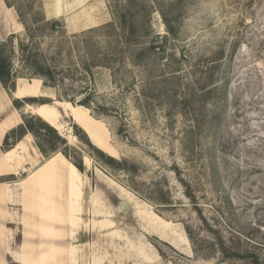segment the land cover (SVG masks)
<instances>
[{"label":"rangeland","instance_id":"obj_1","mask_svg":"<svg viewBox=\"0 0 264 264\" xmlns=\"http://www.w3.org/2000/svg\"><path fill=\"white\" fill-rule=\"evenodd\" d=\"M2 1L0 52L10 61L15 54L9 90L0 84V121H15L5 129L40 120L24 111L23 100L17 109L12 104L17 86L37 79L29 64L36 61L58 85L77 92L39 79L44 97L35 100L73 103L86 93L75 105L102 122L112 156L135 167L127 172L101 163L56 108L61 130L55 132L67 155L85 166L70 216L65 213L57 225L75 221L81 200L83 220L104 230L83 224L74 232L68 243H84L81 264H254V255L264 264V0ZM150 46L159 51L138 65L137 53ZM219 53L214 86L220 100L191 102L184 114L178 103L192 96ZM169 71H177L178 79L160 96L159 76ZM68 135L74 139L68 142ZM24 142L34 151L21 161V169L31 165L16 182L54 154L41 132ZM175 168L195 203L184 196ZM121 202L128 206L125 214L117 210ZM106 220L112 224L101 226Z\"/></svg>","mask_w":264,"mask_h":264},{"label":"crops","instance_id":"obj_2","mask_svg":"<svg viewBox=\"0 0 264 264\" xmlns=\"http://www.w3.org/2000/svg\"><path fill=\"white\" fill-rule=\"evenodd\" d=\"M2 6L3 1L2 3L0 2L1 14L4 13V6ZM5 10L9 11L8 8H5ZM20 80L22 81V79ZM33 81L37 84L38 91L36 94L25 92L22 95H19L18 98H15V95H17L19 91V86H17V88L12 93V97L17 101L26 98L42 97H39V95L42 93L41 81L39 79H31L26 84L32 85ZM22 83L25 82L22 81ZM7 104L8 103H6V105ZM2 111H4L3 106L0 107V112ZM8 117L9 116H6L0 121V162L3 159V156L8 152L2 151L4 139L15 129H5L6 127H9ZM27 136L28 134L25 135L21 141L16 142L12 148L19 143H22L24 139L26 140ZM10 142L12 141L10 140ZM28 143L24 142L26 154H22L23 157L21 155L20 159L18 160L19 162H15L12 164V166H10V164L0 168V264H81L79 247H85L84 243L75 246L68 243V241L72 239L73 235L74 238H76L75 236H77V232L75 234L74 232L77 231V229L80 230L83 224L87 225V228L89 226V229L92 231L93 229H100V231H104L101 227L93 228L92 223L89 222L88 224V221H84L80 216L81 200L76 207L78 215L73 216L75 221L71 222L69 220L64 225L58 226L50 218H48V215L53 214L56 211L55 207L60 203V201L57 199H55V201L51 204L48 203V199L53 200L51 191L48 192V198H46L47 194L45 191L42 190L39 193L40 196L47 199V204L46 206H43V204L42 206L39 205L37 212L34 214L24 209L23 196L20 191L16 192L9 190L7 193L3 187V184H9V188H11L14 184L16 185L14 177L19 175V173L25 174V165H31L30 162H26L24 163V169L19 168L20 165H22L21 161L25 159V156L28 157L30 152L32 153L34 151L33 148L29 147ZM42 166L43 165L41 164L39 168H42ZM28 175H26V177L23 179H26ZM17 183H19V181H17ZM31 213L34 215V217L30 216ZM65 213L66 215L70 216V212ZM74 224L76 227L73 226Z\"/></svg>","mask_w":264,"mask_h":264},{"label":"bare ground","instance_id":"obj_3","mask_svg":"<svg viewBox=\"0 0 264 264\" xmlns=\"http://www.w3.org/2000/svg\"><path fill=\"white\" fill-rule=\"evenodd\" d=\"M37 91V84L34 83V81L32 85L21 83L15 98H18L19 95H22L25 92L36 94ZM40 96L44 97L42 93L39 95V97ZM56 108H61L66 113L71 121L87 135L93 146L108 156L113 157L109 152V149L103 143V140H108V137L102 122L93 118L86 108L73 105L68 101H55L53 105L26 104L24 106V111L39 117L48 126L52 127L56 131H59L61 130V127L58 123L59 112ZM12 117L14 118V116L8 117L9 127L13 126V123L15 122ZM64 138L69 142L74 139V136L68 135ZM22 154H26L24 141L14 146L3 156V159L0 162V168L10 164V166H12V164L15 162H19L18 160ZM42 165V168H36V170L31 172L26 179L19 181V183L16 182V185H14L17 186L19 191L22 193L24 209L34 214L37 212L39 205L42 206L43 204V206H46V198H48V192L51 191L53 200L48 199V203H53L55 199L59 200L60 203L55 207L56 211L53 214L48 215V218H50L55 224L60 225L62 224L61 220H63L65 217V212L72 209L74 198H76V196L79 194L78 188L80 185V174L74 165L58 152L54 153L50 158L45 160ZM3 187L8 193L10 190L9 184H3ZM42 190L46 192V198L40 196L39 193ZM93 205L96 206L95 201L93 202ZM98 216H101V214ZM111 224L112 223L109 220H106L100 225L106 227L110 226ZM166 224H168V222H166ZM96 226H98V224Z\"/></svg>","mask_w":264,"mask_h":264},{"label":"trees","instance_id":"obj_4","mask_svg":"<svg viewBox=\"0 0 264 264\" xmlns=\"http://www.w3.org/2000/svg\"><path fill=\"white\" fill-rule=\"evenodd\" d=\"M161 15H162L164 26L167 29L168 33L174 36L176 33L175 28L171 26L170 22L167 20L164 14H161ZM128 23L129 22H126L124 19V22H123L124 28H127ZM127 31H128L127 34L129 33L131 34L130 30H127ZM124 39L127 44L131 43L132 41L129 35L126 36ZM156 49L157 48H153L151 46L150 48L141 49L140 52H138L136 55V58H135L136 63L141 66L146 65L147 63L146 61L152 55V53L159 51ZM222 56H223L222 53H219L216 58L217 60L213 61L210 64V66L205 68L204 70L205 73L199 78V80L195 84V87L192 92V96L191 95L184 96L178 103L179 106H181V108L185 111L184 114H187V107L188 105L191 104V102L201 103V105L204 106L209 100H212V99L213 100L216 99V101L220 100L218 99L220 95L217 94V91L219 90V88L217 86H214L215 85L214 73L219 68L218 63L220 62L219 60H221ZM29 64L34 68V76H36L37 79L44 80V82L50 85V87H57V88L65 89L64 86H62V84L60 85L57 84L52 72L49 69L40 66L36 61H32L31 63L29 62ZM11 67H12V64L9 60V57L0 52V84L3 86V88L7 90H9L8 84L11 83ZM176 73L177 71H169L168 73L166 74L163 73L161 74V76H159L158 94L160 96L167 95L166 88L168 86V83L172 80L178 79L176 77L177 76ZM224 85H225L224 88H226L227 85L226 84ZM70 89H74V88L71 87ZM194 96H196L199 99H195ZM23 102L27 104H42V105L48 104L47 102H44V101L37 102L35 98H26V99H23ZM12 104L14 108L17 109L20 102L15 100L13 101ZM86 110L88 109L86 108ZM23 122H24L23 125L18 126L16 130H13L12 132H10L8 136H6V138L4 139L2 151L4 152L9 151L16 142L21 141L23 137L27 134H31L32 136L37 137L38 133L41 132L43 136L48 139V145L50 147L48 150L50 151V153L60 152L66 159H68L74 165V167L76 168L79 174L85 173V166H84L82 158L72 159L69 155H67L66 153L67 145L64 142V140L56 134L55 129L48 126L46 123L41 122L40 120L35 121L33 119H27V120H24ZM72 128L74 130V136L84 145L89 147V149L92 151V154L101 163H103L104 165L112 169L116 168V169L127 171V172L135 171L134 166L132 165L130 166L126 162L118 161L115 158L108 156L107 154L103 153L101 150L93 146V144L89 141L87 135L77 125L75 124L72 125ZM10 140L12 142H10ZM36 148L45 158H48L47 150L42 144L36 143ZM173 172L175 176L177 177L178 183L183 188L184 196L187 199H189L192 203H195V197L192 193V190L188 182L180 178L179 170L177 168H175ZM109 199H110V202H112V204H115V202H113L116 200L115 198H112V199L109 198ZM196 209H197L196 212L198 216L202 219V221H204L201 211L198 208ZM234 256L239 257V254H234ZM253 263L260 264L258 256L256 255L253 256Z\"/></svg>","mask_w":264,"mask_h":264},{"label":"water","instance_id":"obj_5","mask_svg":"<svg viewBox=\"0 0 264 264\" xmlns=\"http://www.w3.org/2000/svg\"><path fill=\"white\" fill-rule=\"evenodd\" d=\"M11 64L13 65L14 62H15V54L12 55V59H11ZM86 96V93H84L83 95L79 96V97H76L75 98V101L71 104L75 105L76 102L82 100L84 97ZM117 210L120 212V213H127L128 212V206L124 203V202H121L117 205Z\"/></svg>","mask_w":264,"mask_h":264},{"label":"flooded vegetation","instance_id":"obj_6","mask_svg":"<svg viewBox=\"0 0 264 264\" xmlns=\"http://www.w3.org/2000/svg\"><path fill=\"white\" fill-rule=\"evenodd\" d=\"M66 89H68V88H65L64 90H66ZM68 90H70L69 92L72 93V95L76 94V92H77L74 89H68Z\"/></svg>","mask_w":264,"mask_h":264}]
</instances>
